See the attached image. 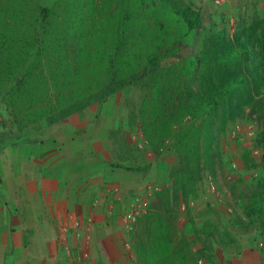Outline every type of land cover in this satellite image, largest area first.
I'll return each mask as SVG.
<instances>
[{
	"label": "trees",
	"instance_id": "16d2710c",
	"mask_svg": "<svg viewBox=\"0 0 264 264\" xmlns=\"http://www.w3.org/2000/svg\"><path fill=\"white\" fill-rule=\"evenodd\" d=\"M201 24L200 11L181 9L170 0H0V106L9 112L12 126L22 130L55 120L59 113L68 116L85 100L102 104L151 78L154 92L165 94L171 107L165 116L159 113L158 135L148 133L150 145L155 150L167 136H175L173 147L182 160L172 175L188 193L201 180L203 136L212 153L217 108L224 105L227 112L236 99L253 103L258 96L264 111V18L209 47L205 93L189 88L186 98L181 85L169 92L171 83L180 84L203 60L193 53L183 56ZM0 124L7 126L8 120ZM9 134L0 133V140ZM191 148L196 151L189 156ZM191 157L193 165L187 162ZM208 159L214 170L213 154ZM256 198L254 212L262 218L264 191ZM169 199V190L163 189L150 201L143 219L149 236L135 247L140 264H195L190 244L177 241ZM152 214L158 217V234Z\"/></svg>",
	"mask_w": 264,
	"mask_h": 264
},
{
	"label": "rangeland",
	"instance_id": "374dc122",
	"mask_svg": "<svg viewBox=\"0 0 264 264\" xmlns=\"http://www.w3.org/2000/svg\"><path fill=\"white\" fill-rule=\"evenodd\" d=\"M170 1L181 9L189 7L193 11H200L202 24L196 30L191 46L184 50L183 56L193 53L203 60H200L195 73L191 76L186 74L182 76L180 84L171 83L168 87L169 92H174L178 85H181L186 98L189 88L195 93L203 94L206 90V86L202 85L203 71L208 65L205 62V53L208 54L209 47L215 41L224 36L232 39L243 26L264 18V0H227L222 5H216L211 0ZM169 63L170 61L166 62V64ZM211 65L215 68L217 62L213 61ZM255 99L256 101L253 103H249L246 99L237 103L236 99L234 108L227 112L224 105L217 108L214 116L212 153L207 151V142L203 136L200 144L199 164L201 180L198 179L197 187L190 189L188 193L181 190L172 175L175 166H178L182 160L179 157L180 153L173 147L175 136H167L171 138L172 144L163 151L160 150L163 141L155 150L150 145L151 138L148 133L151 136L158 135L157 130L161 125L159 113H163L165 116V112L171 107L166 101L165 94L159 95L154 92L151 78L117 92L110 100L102 104H90L86 100L80 102L83 106L106 105L105 112H108V116L116 122L115 124L120 125L118 130L114 129L115 139H118L119 142L115 145L110 144L109 150L113 155H132L133 157L126 160L125 169L131 174L133 188L127 193L125 201L146 194L148 183H155L161 187L150 196L146 212L138 221L133 232H128L125 229L122 219L129 201L127 204L124 202L121 205L120 214L122 217L116 226L117 231L123 235L122 247L125 252L127 249L124 240L127 238L132 240L134 258L129 257L130 264H140L135 247L139 244L141 237L149 236L148 231L144 230L145 220L143 221V219L149 213L150 201L163 189L169 190V203L175 213L173 230L177 241L183 243L186 240L190 244L195 264H200L199 260H203L205 264H264V247L259 245V241L264 242V216L257 217L254 212L255 203L258 200L256 196L259 192L264 191V157L254 154L251 146L253 144L240 143L231 135L233 126L249 121L256 122L259 130H264L263 103H261L260 97L257 96ZM77 109L79 108L74 109L75 111L70 115H76ZM0 111L8 120L7 126L0 124V133L4 131L10 133L9 136L0 140V152H2V147L9 146L7 144L19 138H46L43 135V129L47 126L60 130L64 126L62 120L66 117L59 113L55 120H42L20 130L16 126H12L9 112L4 106H0ZM82 111L87 116L93 113L89 108L80 112ZM99 114L103 115V112L99 110ZM124 121L126 128H122ZM201 124V120L196 122L198 128ZM174 129L179 130L177 124L174 125ZM139 133L148 140L146 148L137 147L133 140V135ZM261 145L264 146V136H261ZM195 151L194 148H191L188 155H195ZM211 154L214 159V170H211L208 159V155ZM135 155H155L160 160L157 162L148 156V160L139 161ZM153 162L156 164L155 167ZM187 162L193 165L192 157L187 159ZM233 162H237L238 167L232 172L233 177L228 178L227 175L232 170ZM116 163L118 165L122 162L117 161ZM209 172L215 175L220 195L211 193L206 186L205 178ZM141 184L142 188L146 187L144 192L140 189ZM188 197L195 198L197 204L190 208L186 223L181 225L177 222L179 206ZM125 204L126 206H124ZM152 215L154 220L152 227L158 234V217L155 214ZM152 264L154 263L152 262Z\"/></svg>",
	"mask_w": 264,
	"mask_h": 264
},
{
	"label": "crops",
	"instance_id": "0c3cea01",
	"mask_svg": "<svg viewBox=\"0 0 264 264\" xmlns=\"http://www.w3.org/2000/svg\"><path fill=\"white\" fill-rule=\"evenodd\" d=\"M88 108L91 115L80 112ZM104 108L85 105L64 117L60 130L46 126V138H19L2 147L0 264H67L69 253L60 241L65 224L70 226L71 248L87 247L92 264H130L116 224L133 188L125 169L132 155L110 154L109 145L119 142L114 129L120 125ZM148 156L160 160L135 155L139 161ZM76 231L87 233V241Z\"/></svg>",
	"mask_w": 264,
	"mask_h": 264
},
{
	"label": "built area",
	"instance_id": "2783aa9c",
	"mask_svg": "<svg viewBox=\"0 0 264 264\" xmlns=\"http://www.w3.org/2000/svg\"><path fill=\"white\" fill-rule=\"evenodd\" d=\"M216 5H222L227 0H211ZM262 130H259L258 125L256 122L249 121L246 123H237L235 126L231 129V135L233 138L242 141V142H249L254 146V154L257 156H263L264 154V146L261 145V136H262ZM133 140L137 147L139 148H146L148 145V140L145 136H142L141 133L134 134ZM170 138H167L163 144L160 146V150L163 151L167 148V146L170 144ZM238 167L237 162H233L231 165V172L227 175L228 178L233 177V171H235ZM207 187L208 190L216 195H220V190L217 185V181L215 179V176L212 173H209L207 175ZM161 187L155 183H148L147 184V192L144 195L136 196L129 200L127 207L123 214V225L125 229L128 232H133L136 228V225L142 215L146 212L148 201L150 196L155 191L160 190ZM197 204V200L195 198H188L186 201H183L179 206V214L177 216V222L179 224H185L187 221V215L189 208L195 207ZM89 223H93V218L89 217L88 219ZM70 232V226L69 225H63L61 227V238L60 241L62 242V246L65 248L66 252L69 253L70 261H68L67 264H92V258L90 254V250L86 248H81L78 251L73 250L71 246L69 245V233ZM76 235L79 237H85V241H87V233H80L79 231H76ZM125 247L127 249V253L131 259L134 258V252L132 250V240L130 238H127L124 240ZM259 245L261 247H264V242L259 241ZM200 264H205L203 260H199Z\"/></svg>",
	"mask_w": 264,
	"mask_h": 264
},
{
	"label": "water",
	"instance_id": "95a60500",
	"mask_svg": "<svg viewBox=\"0 0 264 264\" xmlns=\"http://www.w3.org/2000/svg\"><path fill=\"white\" fill-rule=\"evenodd\" d=\"M7 117L0 111V120H6Z\"/></svg>",
	"mask_w": 264,
	"mask_h": 264
}]
</instances>
